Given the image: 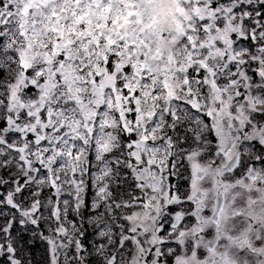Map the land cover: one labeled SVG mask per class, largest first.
Returning a JSON list of instances; mask_svg holds the SVG:
<instances>
[{
  "label": "snow or ice",
  "instance_id": "obj_1",
  "mask_svg": "<svg viewBox=\"0 0 264 264\" xmlns=\"http://www.w3.org/2000/svg\"><path fill=\"white\" fill-rule=\"evenodd\" d=\"M25 235L264 264V0H0V264Z\"/></svg>",
  "mask_w": 264,
  "mask_h": 264
},
{
  "label": "trees",
  "instance_id": "obj_2",
  "mask_svg": "<svg viewBox=\"0 0 264 264\" xmlns=\"http://www.w3.org/2000/svg\"><path fill=\"white\" fill-rule=\"evenodd\" d=\"M32 244L26 245V247L31 253L34 264H46L45 251L41 247L31 248Z\"/></svg>",
  "mask_w": 264,
  "mask_h": 264
},
{
  "label": "flooded vegetation",
  "instance_id": "obj_3",
  "mask_svg": "<svg viewBox=\"0 0 264 264\" xmlns=\"http://www.w3.org/2000/svg\"><path fill=\"white\" fill-rule=\"evenodd\" d=\"M45 234L47 235V232H45ZM41 242L43 243V246H40ZM41 242H33L31 248L41 247L45 251V255L47 256V244L43 240H41Z\"/></svg>",
  "mask_w": 264,
  "mask_h": 264
},
{
  "label": "rangeland",
  "instance_id": "obj_4",
  "mask_svg": "<svg viewBox=\"0 0 264 264\" xmlns=\"http://www.w3.org/2000/svg\"><path fill=\"white\" fill-rule=\"evenodd\" d=\"M24 239H25V241H29L31 239V243L38 242V241L41 242V239L38 236L36 238H30L28 235H25ZM27 245H29V244H27ZM40 246H43L42 242H41Z\"/></svg>",
  "mask_w": 264,
  "mask_h": 264
}]
</instances>
